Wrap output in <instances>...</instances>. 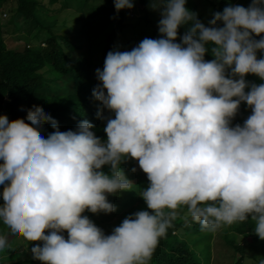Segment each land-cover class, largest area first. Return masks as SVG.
<instances>
[{
    "label": "clouds",
    "instance_id": "9594fccd",
    "mask_svg": "<svg viewBox=\"0 0 264 264\" xmlns=\"http://www.w3.org/2000/svg\"><path fill=\"white\" fill-rule=\"evenodd\" d=\"M186 4L150 0L160 13V38L146 37L130 51L116 47L96 69L93 97L114 113L97 114L107 121L106 140L87 119L61 131L38 105L27 110L30 123L0 115V221L12 236L43 242L31 248L33 259L150 264L181 207L202 231L250 217L264 240V83L246 80H264L257 56L264 52V0L226 6L208 26ZM114 6L119 13L135 5ZM209 52L214 59H205ZM242 102L251 114L233 126ZM45 123L54 129L47 138ZM128 159L147 175L139 195L151 211L127 216L107 235L84 213L116 211L108 195L132 191L121 168ZM8 247L0 235V251Z\"/></svg>",
    "mask_w": 264,
    "mask_h": 264
},
{
    "label": "trees",
    "instance_id": "16d2710c",
    "mask_svg": "<svg viewBox=\"0 0 264 264\" xmlns=\"http://www.w3.org/2000/svg\"><path fill=\"white\" fill-rule=\"evenodd\" d=\"M50 1L55 2L56 0ZM137 1L142 5L144 15L139 19L141 22L129 25L125 21V16L128 10L133 9H123L117 13L114 0H107L104 5L92 3L91 0H63V8L71 9L81 15H79V19L84 20V29H81L86 30L89 36L87 50L82 52L81 56L72 59L67 50L72 51L83 46L81 43H72L67 35L57 34L53 31L52 28L55 25L45 22L46 16L42 12L45 5L43 1L0 0V115H7L10 121L24 118L27 123H30L26 120L27 110L33 105H38L58 121L61 131L75 130L82 120L87 119L95 125L93 129L95 134L102 140H106L107 134L104 129L107 121L98 118L99 111L95 106L93 97V89L100 83L96 77V69H103L109 51L116 47H119L120 50L123 49V46H120L121 41L124 37L126 38L125 32L127 30L125 31V29L129 26L137 27L138 30L134 31V36L137 39L130 41L126 38V42L129 44L126 46L128 51L134 46H138L139 42L146 37L160 38L159 16L156 12L149 14L150 2L147 0ZM226 1L220 0L218 4L216 1L210 2V15L205 22L206 26L213 19L214 12L223 11ZM233 1L245 8L249 7L252 2V0ZM6 8L9 9L8 13H11L9 21L12 25V37L14 40L24 43L19 47L8 48L5 44L4 34L6 30L2 22L1 12ZM187 8L194 12L193 8ZM200 14L202 13L200 12ZM200 14H198V18L201 20ZM140 24H142L141 28L138 27ZM42 30L47 31L48 36L44 41L39 40L37 42L39 43L38 47H31L30 42L35 43L38 40L33 32ZM186 30L187 26H182L179 30L180 35L182 36ZM28 37H31L32 41H28ZM255 38L260 39L261 37ZM177 42L180 40L178 39ZM40 43H45V46H41ZM262 58H264V54ZM205 59L212 60L214 58L209 52ZM49 73H55L59 80L65 84H71L72 92L67 94L55 93L54 89L58 86L57 84L54 85L52 91H49L47 82ZM248 79L247 75L246 80L248 81ZM252 83L261 84L264 83V80L258 78L254 79ZM246 106L248 107L246 102L241 103L238 114L232 121L233 126L236 124L243 125L247 119L243 116ZM53 131L51 124L45 123L41 134L47 138L48 133ZM130 160L128 159L126 163H130ZM135 168L137 169L135 173L137 178L133 181L132 191L127 195L128 199L121 202V208L130 206V209L126 211L125 217L117 221V226L127 216L137 211H151L147 209L143 198L138 195V191L146 189L150 182L140 168L137 166ZM102 170L105 173L110 171L107 165ZM122 170L124 171L123 168ZM130 171L127 173H133ZM3 187L0 185V195L3 192ZM108 199L116 206L117 211V194H109ZM136 202L138 204L134 207ZM165 211L167 212V209ZM84 215L92 217L93 213L86 211ZM105 218L108 219V217ZM190 223L192 225H189ZM6 228L0 221V235H4ZM254 229L255 222L249 217L244 222L222 225L215 232L202 231L198 223L189 222L184 220L181 215H177L166 235L160 239L150 264H211L213 257L212 242L215 235L225 244V247L239 251L240 256L234 264H242L246 256L249 255L256 259L257 264H264V240L255 234ZM8 235L10 238V232ZM63 235L67 238V232H64ZM239 235L245 236V244L237 243L236 238ZM33 261L39 260L33 259ZM0 264H25V262H1Z\"/></svg>",
    "mask_w": 264,
    "mask_h": 264
},
{
    "label": "rangeland",
    "instance_id": "374dc122",
    "mask_svg": "<svg viewBox=\"0 0 264 264\" xmlns=\"http://www.w3.org/2000/svg\"><path fill=\"white\" fill-rule=\"evenodd\" d=\"M41 1H43V3L45 4L44 7L42 8L43 9L42 12L44 13L42 14L46 16L45 22L51 25H55L54 28H52L53 31L57 34L67 35L68 39L72 43L82 44L83 47L80 49H75L72 51L67 50L68 55H70L72 59H75L81 56V53L87 50V43L89 39L87 31L86 30L83 31L81 29V28L84 29L83 27L84 20L79 19L81 15L79 13H75L71 9L63 8V0H56L55 2H51L50 0H41ZM106 1L107 0H91L92 3L93 2L95 4L98 3L100 5L106 4ZM147 1L150 2V0H147ZM213 1H216V4H218L220 0H187L186 7L193 8L194 12H196L197 14H200L201 12L202 13L200 14L202 18L201 21L205 23L210 15V12H209L210 2H213ZM134 5L135 6L133 10H128L125 16L126 17L125 21L129 25L132 23L134 24L137 22H141L139 19L140 17L144 15L142 5L137 0H134ZM229 5H235V2L233 0H227L225 2V7ZM148 9H149L148 11L149 14L156 12V14L159 16V19L161 18L160 13L158 11H154L152 8H148ZM8 12H9L8 8L4 9L3 12H1L2 22L5 25V30H6L5 31L6 33L4 34V41L8 48L19 47L23 45L24 43L22 41H16L12 37V33H11L12 25L10 24V21H9L11 13H8ZM62 25H64L65 27H63ZM138 27L141 28L142 24H140ZM137 30L138 28L137 27L134 28V26H129L128 28H126L125 29L126 38L130 39V41L137 39V37L135 38L134 36L135 35L134 31H137ZM33 33H34L33 35L34 36L36 35L38 39L35 43L30 42V46L33 48L38 47L39 43L37 42L39 40L44 41V39L48 36L47 31H44V30L34 31ZM126 38L124 37V39H122L121 41L120 46H123L122 48L124 49V50L122 49L121 51H128L126 49V46H128L129 44L126 42ZM27 40L32 41L31 37H28ZM40 45L45 46V43H40ZM263 54L264 52H258L257 53L258 58H262ZM49 75H48L49 79L47 80L49 84L48 85L49 91H52L54 85L57 84L58 86H56V88L54 89L55 93L67 94V93L72 92L71 84L68 85V84H65L62 80H59L58 76L55 75V73H49ZM248 78H249L248 81L252 82L254 81V79H258L259 77L253 74H248ZM247 90L248 89H246V91ZM94 101H95V106L98 109V111L103 109L102 102L96 100L95 98H94ZM246 108H244V110ZM103 114L104 116H111L113 118V113L109 112L107 109H103ZM250 114H251V109L248 107V109L245 111V114H243V116L244 118L245 117L248 118ZM130 162L131 163H126V162L122 163L121 167L124 169V172L127 175V177L133 182L137 178V176L135 175L137 171L135 173H127V172L131 170L134 166H137L139 168V164H138V161H136L135 159H131ZM129 192L130 191H120L117 193L118 209L115 213L106 214V213L100 212L99 214H93L92 217L88 216L98 227L104 230L105 234L110 235L112 233V230L115 227H117V221L120 218L125 217L126 211L130 209V206H128L127 208H121L122 207L121 202H123V200L125 199H128L127 195L129 194ZM141 192H142L141 190L138 191V195ZM2 204H3V198L1 194L0 195V205ZM137 204L138 203L136 202L134 204V207ZM177 215L178 216L181 215L184 220H187L189 222L193 221L192 218L188 216L186 207H181L177 211ZM105 217H108V219ZM100 219H103V220H100ZM189 225H192V224L190 223ZM8 233H9V229L6 228V230L4 231V236H6L7 238L9 237ZM8 239H9V242H8L9 247L1 251L0 263L1 262L12 263L15 261H23V263L25 262V264H43L42 261L34 262L33 255L31 253L32 247H34L36 244H40L42 246L43 242H40V241L28 242L22 237L12 236V235ZM236 241L238 244L242 245L246 243V238L244 235H239L237 236ZM212 243H213L212 244L213 257H212L211 264H234V262L240 256L239 251L237 250L234 251L230 247H225V244L219 240V237H217V235L214 236ZM242 264H257V263H256V259H254L251 255H249V256H246Z\"/></svg>",
    "mask_w": 264,
    "mask_h": 264
}]
</instances>
